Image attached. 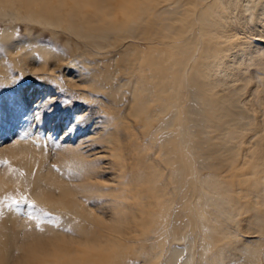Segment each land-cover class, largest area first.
<instances>
[{
    "label": "bare ground",
    "instance_id": "obj_1",
    "mask_svg": "<svg viewBox=\"0 0 264 264\" xmlns=\"http://www.w3.org/2000/svg\"><path fill=\"white\" fill-rule=\"evenodd\" d=\"M126 1L0 0V22L10 26L2 31L3 49L15 67L21 70L27 68L29 72L41 76H51L56 68L62 66L60 63L65 62L69 65V61L66 62L64 58L59 59L60 57L48 48L37 46L34 42H12L13 24L21 22L25 26L40 27L54 34L64 31L80 42L81 52L78 55L80 59L85 56H99L100 52L106 50L109 43L113 41V36L119 38L121 33L119 28H113L112 21L107 22V19L112 16L111 6L118 5V3L123 6ZM134 3L139 11L136 13L137 18L142 21V23L139 21L141 24L147 25L144 21H149L152 23L155 35L181 41L179 42L181 46H174L178 48L170 51L175 55L174 58H172L173 54L172 57L170 56V52L168 55L172 61L177 57L175 53L179 50L178 55L180 56L176 61L173 60L169 70L171 75L167 74L170 77L166 75L167 80L162 78L166 80L165 82L170 80L169 85H164L165 88H163L161 81H158L161 78L157 76H154V79L158 80L152 83L153 86L154 83H158L155 84V90L157 88L159 90L157 94H160V98L162 94H165L171 103L170 106L174 109L173 112H168L167 108V113L171 115L164 121L162 120L157 130L167 132L179 121V124L177 123L179 126L174 130L175 135H172L175 137L174 144H172L169 132L163 134H166V138L161 141V147L165 148L172 144L174 149H166L161 154L162 158L159 163L163 162L164 166L157 164L158 172H154V194L152 195H155V200L159 202V205L164 204L165 209H170L173 204V192L178 194L183 190V194L180 193L182 196L179 204L181 201V206L187 208L184 213L190 217L188 221L183 222L184 215L180 212L181 216L177 219H183L181 224L170 223L166 237L170 235L172 241L184 242L186 246L184 249H171L164 262L165 264H197L193 263V259L194 254L197 255L198 252V264H264V0H134ZM133 20L129 27L125 26L128 28L124 31L131 38L138 37L137 27H141L138 20L137 22ZM122 34L120 36L124 35ZM162 52L165 51L162 50ZM153 54L156 55L155 52ZM165 61L161 60L159 63L166 64ZM82 64L85 68L88 66L84 62ZM75 66H77L75 62L71 63L67 71ZM155 67L158 69L161 66L155 65ZM162 69V73L166 74L163 67ZM153 73L156 74L155 71ZM89 75H94V73L90 72ZM89 75L83 80L84 83L92 84L94 79L89 78ZM65 83L75 86L72 79ZM143 83L140 84L141 87ZM143 88L146 87L143 86ZM140 90H138L139 93H141ZM141 91L147 92L146 89ZM36 95L39 99H44L43 93H36ZM146 95L149 97L148 93ZM152 95L149 98L154 97ZM156 97L150 100H155ZM139 99L138 102H142ZM155 101L158 102L157 98ZM182 104H186L185 108ZM143 106L142 108L146 107ZM163 111L156 114L162 115ZM74 127L76 128L75 125ZM102 131L99 128L91 134H97L96 144H99L102 149L114 151L116 148L107 146L113 142L107 140L105 138L107 134L101 133ZM170 133L172 134L171 131ZM158 134L160 136V133ZM67 136L68 133H64L60 139ZM111 138L114 139L113 136ZM75 153L82 156L81 160L86 159L85 153L83 154L79 149ZM40 167L41 163L38 168L35 165L36 170L32 166L27 167L30 172L35 171L33 175L35 185H39L44 178ZM47 170L49 171V168ZM110 171L107 183H116L119 172L116 173L114 166L110 168ZM50 172L52 171L46 174L48 178L46 180L49 181L47 186L51 182L49 178L55 177ZM84 172L87 174L86 171ZM103 174L107 175L106 172ZM94 176L99 175H95V172L90 173L89 170L86 178L91 180ZM58 187L57 190L60 189ZM62 189L64 196L61 197L60 205L68 214L78 213L80 210H84L87 215L91 214L90 211L80 207L82 201L78 199L79 194L72 196L70 191ZM98 204V207L101 204L106 206L105 201ZM105 209L108 208L102 207L103 211ZM181 210L183 211V208ZM85 219L87 220V216ZM115 220L113 211L106 219L98 220L97 227L101 230L92 239L81 236L80 238L64 239L62 237L63 239H60L56 235L54 241L59 240V242L56 241L57 246L53 244L54 242H51L54 246L50 243L48 246H34L36 250L31 252L29 264H100L101 262L102 264H124L117 259L119 255L114 251L119 252L121 243L129 238L128 229H125L127 227L122 223H113ZM191 234L200 240V244L198 243L200 249L196 250L197 252L194 251V241L191 238L194 235L191 236ZM154 246L157 247V245ZM184 253H187V257L181 262L180 258ZM0 256H2L0 259L7 263L9 254L4 252ZM146 264H158L157 257H153Z\"/></svg>",
    "mask_w": 264,
    "mask_h": 264
},
{
    "label": "rangeland",
    "instance_id": "obj_2",
    "mask_svg": "<svg viewBox=\"0 0 264 264\" xmlns=\"http://www.w3.org/2000/svg\"><path fill=\"white\" fill-rule=\"evenodd\" d=\"M111 9L113 10L111 11L112 19H107V22L112 21L113 28H119L120 34L123 32L124 35L120 36L119 34V38L116 35V37L113 36L112 44L109 43L110 47L108 46L106 50L100 52L99 56H85L83 59L78 56L81 52L80 42L73 36L66 34V32L59 31L54 34L50 30L25 26L21 22L13 24L12 42H34L37 46L48 48L57 57H60L59 59H66V62L69 61V65L74 62L77 64V66L67 71L69 65H66L65 62L60 63L62 66L56 68L54 74L46 77L29 72L27 68L21 70L13 65L3 49V41L1 40L2 31L10 26L7 23L0 22V42L2 43H0V255L4 252L9 254L7 263L0 259L2 264H29L31 252L36 250L33 247L48 246L49 243L57 246L56 241L59 242V240L56 238L57 240L54 241L56 235L60 239L80 238V236L92 239L101 230L97 227V221L106 219L112 211L117 220L113 223H122L127 227L125 229H128L129 238L121 243L119 252L114 251L119 255L117 259L124 262V264L126 262L127 264H146L153 257H157L158 264H165L164 261H166L171 249H184L186 246L184 242L172 241L170 235L166 237L171 222L181 224L183 219H177L181 216L180 212L184 215L183 222L188 221L190 218L188 214L184 213L187 208L181 206V201L179 204L182 196L180 193L183 194V190L178 194L174 192L172 194L174 195L172 201L174 205L171 204V206L175 212L171 206L170 209H165L166 205H159V202L155 200V195H152L154 194V176L158 172L157 164L164 166L163 162L159 163L162 158L161 154L166 149H174L172 144L175 142V137L172 135L175 128L179 126V121H177L173 128L167 130L171 135L172 144L162 148L160 143L166 138V134L163 135L166 131L159 132L157 129L162 120L164 121L171 115V113H167V108L168 112H173L174 109L170 106L171 103L167 100L165 94H162L161 98L160 94H157V91L159 92L158 88L155 90L157 82L154 83L155 87L152 83L158 80L154 79V76H157L159 79L161 78L158 81H161L163 88H165L164 85H169L170 80L165 82L167 80L165 76L167 74L171 75L169 70L173 60L176 61L180 56L178 55L179 50L175 51L177 57L171 61L169 57H172L173 52L170 51L178 48L175 47V49L174 46H181L179 44L181 41L160 38L155 35L152 23L149 21H144L148 26L143 23L145 24V27H143L142 21L137 18L139 11L134 0H127L123 6L119 3L118 5L114 4ZM133 19L136 22L137 20L141 22H139L141 27L138 26L136 31L138 37L135 38H131L129 34L128 37L127 33L124 32ZM119 25L121 27H118ZM125 26L128 27L125 28ZM178 26L180 25L178 24ZM161 41L163 42L161 43ZM170 43L172 45H169ZM163 47L167 48L164 49ZM162 50L165 52H162ZM154 52L156 55L153 54ZM169 52L171 53L170 56H168ZM157 55L161 57H157ZM174 56L173 54L172 58ZM161 60H166V64L159 63ZM82 62L88 66L85 68ZM155 65L157 67L161 66L159 67L161 68L160 71ZM168 66L169 68H166ZM162 67L166 74L162 73ZM137 69L141 70L138 71ZM154 71L156 74L153 73ZM90 72L94 75H89ZM140 73H143L142 76L144 77ZM87 75H89V78L94 79L92 84L84 83L83 78ZM162 78L166 80L164 81ZM69 79H72L75 86H69L65 83ZM138 80H140V83ZM149 80L152 82H148ZM142 82H144L143 86L146 87L147 92L141 91L145 90L143 86L141 87ZM140 88L143 89L140 90ZM153 92L154 95H152ZM36 93H43L44 99H39ZM146 93L149 94V97L158 95L156 97L158 102L155 101L156 98L151 101L150 99H154V97L149 98ZM137 95L141 97L142 102H138L139 97ZM148 98L149 100L146 101ZM138 104H143L146 107L142 108L144 106ZM182 105L185 108L186 104ZM161 110L166 113L163 111L164 114L157 115ZM37 113L40 114V119L36 118ZM68 115L69 117H67ZM78 116L83 117V119L78 120ZM151 116L154 119H151ZM99 128L103 130L101 133L107 134L105 138L113 142V144L107 146L116 148L114 151L102 149L99 144H96L95 139L98 136H96L97 134H91ZM75 131L78 132L75 133ZM64 133H68V136L60 139ZM158 133H160V136ZM111 135L114 138L113 140ZM88 137L90 138L88 139ZM77 148L80 152L85 153L83 154L86 159L82 158L81 160L82 156L75 153L78 152ZM89 154L93 155L90 156ZM117 155L119 156L117 157ZM40 163L42 167H40V172L44 175L43 183L35 185L36 183H33L35 171L30 172L27 167L32 166L34 168L36 165L38 168ZM113 166L116 173L119 172L117 174L118 178L116 183L108 184L110 168ZM47 168L52 171L50 172L52 176H55L49 178L51 182L48 186L49 181L46 180L48 179L46 174L49 171ZM34 170L36 169L34 168ZM89 170L90 173L95 172V175L99 176H94L91 179L92 181L87 179L86 175H89ZM103 172H106L107 175ZM56 182L58 183L55 184ZM57 187L60 189L57 190ZM62 188L70 191L72 196L73 194H79V198H77L82 201L80 207L90 211L91 214L87 215L84 210L78 211L79 214H68L60 205L63 195ZM108 189L114 191H106ZM21 198H24L27 202H21L19 205L13 206L12 202L19 201ZM70 198L72 197L70 196ZM53 201L55 202L53 203ZM104 201L106 206L101 204L98 207V203ZM30 205L43 209L47 215L36 213L30 217L29 213L35 211ZM179 205L180 207H178ZM102 207L108 209L103 211ZM115 214L117 215L115 216ZM86 216L87 220L85 219ZM171 216L173 217L171 218ZM14 225H18V227ZM130 233L132 237H130ZM194 236L191 238L194 241V251L197 252L200 249V240L196 236L193 238ZM154 245H157L158 248ZM7 247L9 248L6 249ZM25 251H27L26 255L24 254ZM0 257L2 258V256ZM186 257L187 253H184L180 261L182 262ZM198 258L199 254L197 252V255L194 254L193 263L198 264Z\"/></svg>",
    "mask_w": 264,
    "mask_h": 264
},
{
    "label": "snow or ice",
    "instance_id": "obj_3",
    "mask_svg": "<svg viewBox=\"0 0 264 264\" xmlns=\"http://www.w3.org/2000/svg\"><path fill=\"white\" fill-rule=\"evenodd\" d=\"M36 118H37V119H40V114H39V113L36 114ZM77 119H78V120H81V119H83V117H78ZM21 202H25V203H26L27 201L24 200V198H21V200H19V201H13L12 203H13V206H17V205H19ZM30 207H32V208L35 209L34 212H30V213H29V216H30V217L33 216V215H35L36 213H43L44 215H47V213H45L43 209L35 208V205H30Z\"/></svg>",
    "mask_w": 264,
    "mask_h": 264
}]
</instances>
